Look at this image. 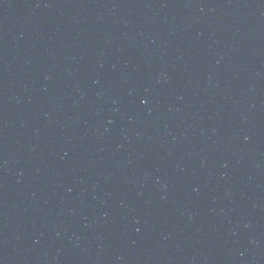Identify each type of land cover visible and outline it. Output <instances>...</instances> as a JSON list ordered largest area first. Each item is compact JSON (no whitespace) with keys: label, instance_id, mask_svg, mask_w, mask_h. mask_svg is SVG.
<instances>
[{"label":"water","instance_id":"obj_1","mask_svg":"<svg viewBox=\"0 0 264 264\" xmlns=\"http://www.w3.org/2000/svg\"><path fill=\"white\" fill-rule=\"evenodd\" d=\"M27 264H264V0H68Z\"/></svg>","mask_w":264,"mask_h":264}]
</instances>
